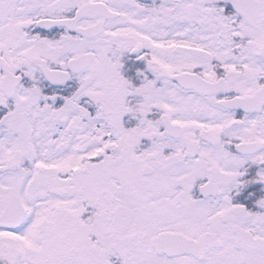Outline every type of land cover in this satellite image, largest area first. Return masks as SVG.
Segmentation results:
<instances>
[{
  "label": "snow or ice",
  "instance_id": "1",
  "mask_svg": "<svg viewBox=\"0 0 264 264\" xmlns=\"http://www.w3.org/2000/svg\"><path fill=\"white\" fill-rule=\"evenodd\" d=\"M0 264H264V0H0Z\"/></svg>",
  "mask_w": 264,
  "mask_h": 264
}]
</instances>
